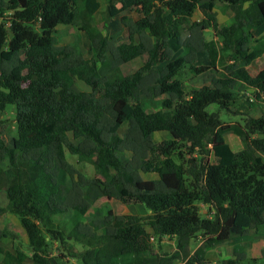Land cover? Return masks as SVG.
<instances>
[{
	"label": "trees",
	"instance_id": "obj_1",
	"mask_svg": "<svg viewBox=\"0 0 264 264\" xmlns=\"http://www.w3.org/2000/svg\"><path fill=\"white\" fill-rule=\"evenodd\" d=\"M218 2L232 13L228 25L218 24ZM100 5L0 0V115L12 105L16 123L9 142L0 119V192L6 197L0 215L18 217L31 251L20 260L0 243V264H58L45 250L47 237L64 244L100 231L108 240L103 253L83 250L82 264H242L252 231L264 227V68L256 75L246 68L264 52V32L253 34L264 30V0H106L107 19L127 9L140 15H122L129 32L117 38L95 26ZM195 9L203 19L189 25L185 38L181 26ZM60 24L86 34L93 66L79 43L58 44ZM208 29L220 36V48L206 40ZM202 51L208 64L195 65ZM220 55L232 61L224 76L211 73L198 88L178 78L184 67L193 75L216 70ZM141 56L142 65L124 75L121 66ZM236 92L244 93V122L230 124L239 151L226 142L218 112L234 103ZM210 104L216 111L206 110ZM157 132L171 139L147 149L144 141ZM66 150L92 163L96 176L81 173ZM143 173L156 177L146 183ZM101 197L141 204L148 213L108 209L104 218L84 222ZM196 202L208 206L210 218L200 217ZM64 214L72 217L68 232L53 227L52 219ZM199 233L204 247L238 250L219 262L191 254L190 241ZM10 235L0 229V238ZM153 236L175 237V249L144 254Z\"/></svg>",
	"mask_w": 264,
	"mask_h": 264
},
{
	"label": "rangeland",
	"instance_id": "obj_2",
	"mask_svg": "<svg viewBox=\"0 0 264 264\" xmlns=\"http://www.w3.org/2000/svg\"><path fill=\"white\" fill-rule=\"evenodd\" d=\"M100 2L101 7L94 15L95 26L109 38H117L119 36L127 35L129 31L126 27L123 29L124 26L120 22V14L116 15L114 18L107 19L105 14L106 0H100ZM214 10L217 15L219 26L228 25L231 22L232 13L222 3H216ZM124 13L133 20L139 17L137 9L125 10ZM202 19L203 16L199 9H195L192 15L181 26L182 36L186 38L189 35L188 28L192 22L201 21ZM263 32V29H259L254 31L253 34L255 37H259L263 34ZM55 35L57 36L59 45L71 44L75 42L79 43L83 49V55L86 59L87 65L89 67L94 65V60L89 53L90 42L84 32L78 30V28L74 25L60 24L56 27ZM204 36L206 40L213 39L217 43L218 48L221 47V38L216 31L208 29L204 32ZM182 53L183 51H178L173 55V57L180 56ZM144 60L145 56H141L122 65V73L124 75H127L133 72L135 69L142 65ZM231 63L232 61L227 60L226 57L220 55L216 70H209L208 72L200 75H193L191 71L187 69V67H184L178 78L187 87L198 88L207 82V76L211 73L217 76H224V67L230 65ZM205 64H208V54L206 51H202L197 54L195 65ZM246 68L250 75H256L257 73H259L264 68V52L262 50L259 51L258 57L252 60ZM76 84L79 89L90 90V88L87 85L83 84V82L81 81H77ZM243 94L244 93L242 92H236V95L234 96V103H231L227 110L223 109L218 111L220 120L223 122L222 127L224 129V138L226 142L233 147H235V143L232 140L233 132L230 129V124H232L233 122H239L240 124H243L244 122L245 116L242 115L240 107ZM249 95L250 93H248L247 96ZM216 109L217 106L215 104H210L206 107V110L208 112H214L216 111ZM150 110L151 109H148V111ZM0 119L6 126L5 133L2 137L4 138V140L10 142L11 138L16 135L14 106L7 105L5 110L1 112ZM234 138L237 140L236 137ZM170 139L171 136L168 132H157L151 138L145 140L143 145L147 149H153L162 140ZM66 158L87 177L96 176V172L92 163L79 160L77 156L70 155L67 150ZM142 176L145 179L146 183L156 177L155 174L144 173L142 174ZM5 203L6 197L3 192H0V204L4 205ZM195 204L198 208V213L201 218H210L212 213H210L207 205H204L201 202H196ZM108 209H111L114 214L144 215L148 213L147 209L141 204L126 205L115 199H107L106 197H101L93 204L89 212L82 218V220L84 222H88L91 220L104 218L107 215ZM52 220L54 222V228L59 227L65 232H68V230L72 227V217L70 214L57 216ZM0 229L6 230L9 234H11L8 237L0 238V243L4 246V248L15 251L17 258L20 260L23 256H30L31 251L27 234L21 226L20 221L16 215L10 212H6L0 215ZM252 232L256 239L255 242L246 249L248 257L242 262V264H264V227L260 226L257 228V230H253ZM46 235L50 236L42 230V236L46 237ZM172 238L173 237L167 236L163 237L161 240H159L155 236H153L152 239L149 238V240L144 245V254L154 255L172 252L175 249V241H172L174 240ZM46 240L45 250L50 256L56 257L58 264H82L79 257L80 253L83 250L93 247L98 252H100V254H102L104 247L108 242L107 238L103 234V231L98 232V235L90 240H67L64 244H59L57 241H53L51 239L49 240V237H47ZM193 249V253H199L201 254V256L212 262H218L228 257H232L233 254L238 250L235 246L232 245H221L216 248H206L203 246V238H201L200 233L198 234V240L196 238V242L194 241ZM26 261L28 260L26 259Z\"/></svg>",
	"mask_w": 264,
	"mask_h": 264
},
{
	"label": "crops",
	"instance_id": "obj_3",
	"mask_svg": "<svg viewBox=\"0 0 264 264\" xmlns=\"http://www.w3.org/2000/svg\"><path fill=\"white\" fill-rule=\"evenodd\" d=\"M100 1V0H99ZM100 4H101V2H100ZM100 7H101V5H100ZM128 10V9H127ZM125 11V10H124ZM124 11H122V13L120 12L119 14H120V17L122 16V15H125V13H124ZM124 13V14H123ZM127 16V15H126ZM139 17H140V15H139ZM138 17V18H139ZM137 18V19H138ZM137 19H134V20H137ZM125 27H123V29H124ZM207 31V30H206ZM200 53V52H199ZM197 59V58H196ZM84 84V83H83ZM82 90V89H81ZM87 91V90H86ZM233 136H232V140L234 141V143H235V147H233V146H231L230 144H229V146L231 147V149L233 150V151H239L240 149H242V143H241V140L239 139V137L237 136V135H235L234 133L232 134ZM234 137H236L237 138V140L234 138ZM152 238V237H151ZM196 238H197V240H198V235L196 236V237H194L191 241H190V244H189V249H190V253L192 254L193 253V251H194V249H193V244H194V241L196 242ZM172 239H174V240H172V241H175V237H173ZM255 239H256V237H254V241H253V243L255 242ZM252 243V244H253ZM219 246H221V245H219ZM219 246H216V247H219ZM216 247H214V248H216ZM206 248H210V247H206ZM229 258V257H228ZM227 259V258H226ZM177 261V262H176ZM175 262H174V264H183V262L181 261V260H176ZM221 261V260H220ZM213 262H215V261H213ZM219 262V261H218Z\"/></svg>",
	"mask_w": 264,
	"mask_h": 264
},
{
	"label": "built area",
	"instance_id": "obj_4",
	"mask_svg": "<svg viewBox=\"0 0 264 264\" xmlns=\"http://www.w3.org/2000/svg\"><path fill=\"white\" fill-rule=\"evenodd\" d=\"M152 239V238H151Z\"/></svg>",
	"mask_w": 264,
	"mask_h": 264
}]
</instances>
